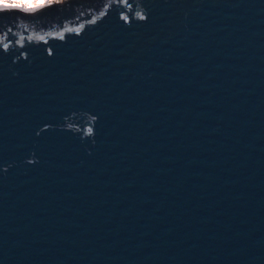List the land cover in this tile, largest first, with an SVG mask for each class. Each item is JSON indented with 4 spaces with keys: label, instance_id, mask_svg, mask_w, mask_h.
Here are the masks:
<instances>
[{
    "label": "water",
    "instance_id": "95a60500",
    "mask_svg": "<svg viewBox=\"0 0 264 264\" xmlns=\"http://www.w3.org/2000/svg\"><path fill=\"white\" fill-rule=\"evenodd\" d=\"M0 264H264V0L0 11Z\"/></svg>",
    "mask_w": 264,
    "mask_h": 264
},
{
    "label": "rangeland",
    "instance_id": "374dc122",
    "mask_svg": "<svg viewBox=\"0 0 264 264\" xmlns=\"http://www.w3.org/2000/svg\"><path fill=\"white\" fill-rule=\"evenodd\" d=\"M63 0H0V4H10L18 7L11 8H35L36 10L55 2H60ZM9 9V8H8Z\"/></svg>",
    "mask_w": 264,
    "mask_h": 264
},
{
    "label": "snow or ice",
    "instance_id": "6c2138e0",
    "mask_svg": "<svg viewBox=\"0 0 264 264\" xmlns=\"http://www.w3.org/2000/svg\"><path fill=\"white\" fill-rule=\"evenodd\" d=\"M11 7H18V6H14L10 4H0V11H5ZM20 10L24 12H34L36 9L35 8H21Z\"/></svg>",
    "mask_w": 264,
    "mask_h": 264
}]
</instances>
